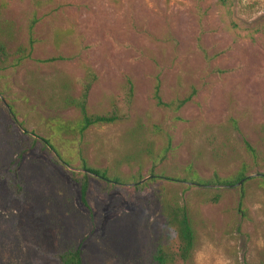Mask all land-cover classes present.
Segmentation results:
<instances>
[{"label": "rangeland", "instance_id": "1", "mask_svg": "<svg viewBox=\"0 0 264 264\" xmlns=\"http://www.w3.org/2000/svg\"><path fill=\"white\" fill-rule=\"evenodd\" d=\"M0 42L25 50L0 60V264L73 243L82 264H158L171 199L195 230L177 264H264V0H0ZM89 72L88 113L121 118L70 140ZM84 163L109 176L88 174L87 206Z\"/></svg>", "mask_w": 264, "mask_h": 264}, {"label": "trees", "instance_id": "2", "mask_svg": "<svg viewBox=\"0 0 264 264\" xmlns=\"http://www.w3.org/2000/svg\"><path fill=\"white\" fill-rule=\"evenodd\" d=\"M220 1L224 3V0ZM24 51L25 50L23 46H18L15 51L12 52L2 42H0L1 62L8 61L9 57L13 54L18 55L16 60L19 61L23 59V57H25ZM94 80V74L92 72H89L87 78H85V80L81 83L80 94L77 97H69L67 99V106L76 109L79 113V118L76 121L60 123L58 129L60 132L68 135V138L70 140L82 137L84 132L91 126L115 123L121 118V109L119 106H117V104L112 107V110L106 113H88V94ZM131 95L132 84L130 80H127L126 98L129 99ZM155 98L157 99L158 104H162L157 89L155 90ZM184 101L185 100H180L178 102V106L182 105ZM10 138L14 139L11 133ZM43 142L46 146L50 147L51 149H55V147L50 143L48 139H43ZM248 147L251 151H253L250 146ZM54 151L56 153L57 158L62 159V156L58 152V150L55 149ZM82 167L85 171V174L82 178L75 179V181L78 185L79 202L82 205L87 206V192L89 186L88 174L103 179H108L109 176L107 175L106 170L88 166L86 165V163H84ZM11 172L14 175L17 174L16 168H11L8 170V173ZM8 173L5 174L8 180V185L16 195H19L22 190V184L16 179L15 176L14 178H12V175H9ZM214 178L218 182H222L218 180L217 176H214ZM112 179L114 181H118V178L116 177ZM193 179L194 178H191L190 180L195 181ZM243 179H245V177L241 173L238 177V180L240 181ZM164 214L166 218L167 227L174 232L175 246L169 240L168 236H166V238H168L167 243L169 246L164 247L163 244L159 240H157L155 242L152 258L158 264H177V262H186L191 256L195 240V230L188 215V212L184 205H181L176 200L171 199L164 207ZM56 260L57 264H82L81 244L73 243L62 248L56 254Z\"/></svg>", "mask_w": 264, "mask_h": 264}, {"label": "water", "instance_id": "3", "mask_svg": "<svg viewBox=\"0 0 264 264\" xmlns=\"http://www.w3.org/2000/svg\"><path fill=\"white\" fill-rule=\"evenodd\" d=\"M144 180H145V179L141 180L140 183L143 182ZM241 181H242V180H240L237 184H239Z\"/></svg>", "mask_w": 264, "mask_h": 264}]
</instances>
